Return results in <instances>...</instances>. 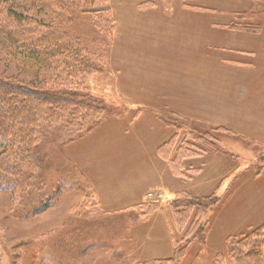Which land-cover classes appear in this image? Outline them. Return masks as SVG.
Masks as SVG:
<instances>
[{"label": "rangeland", "instance_id": "374dc122", "mask_svg": "<svg viewBox=\"0 0 264 264\" xmlns=\"http://www.w3.org/2000/svg\"><path fill=\"white\" fill-rule=\"evenodd\" d=\"M4 1L62 15L97 57L78 81L0 58V75L96 106L69 132L44 127L57 191L0 190V264H57L61 235L86 227L77 264H264L249 243L264 224V0ZM13 163L0 157V180Z\"/></svg>", "mask_w": 264, "mask_h": 264}, {"label": "trees", "instance_id": "16d2710c", "mask_svg": "<svg viewBox=\"0 0 264 264\" xmlns=\"http://www.w3.org/2000/svg\"><path fill=\"white\" fill-rule=\"evenodd\" d=\"M28 1L41 5L47 1V5H50L48 8H55L53 5L59 4L60 9L64 11L69 0ZM50 12V19L43 21L16 12L12 6L0 0V58L8 65L15 64L25 72L33 74L55 71L78 81L82 76L93 72L92 64L95 65L93 62L97 56L87 50L91 45L88 46L79 36L70 33V28L67 29L62 18L59 19L62 15ZM65 17L69 19V15ZM62 24L65 28L61 27ZM55 80L59 81L58 78ZM70 84L74 85L73 82ZM79 84H75L77 88ZM39 86L36 85V81L25 84L13 77L0 75V157L10 154L14 157L13 166L6 170L5 176L0 180L9 185L1 186L0 190L17 189L22 191V195L29 196L32 188L42 192L44 187H47L50 189L46 193L51 194L49 190H55V186H50L49 183L53 185V182H58L51 177L59 170L47 159V155L42 153L41 145L46 140L44 127L48 129L53 125L54 129L58 130L57 125H65L69 132L75 127L76 107L80 106L89 113L96 109L95 102L87 100L84 94L81 96L74 90L67 93L65 87L51 90ZM66 113L70 116V122H65ZM165 146L164 144L158 150ZM45 205L46 202L38 204L37 207L42 209ZM109 228L119 229V225L112 222ZM84 233L90 234L88 227L85 230L76 228L71 234L61 235L55 249L57 264L78 263L84 243L92 240V236L86 237L88 235ZM98 234L105 237L106 231L100 230ZM251 237H254V240L249 243L254 242L260 248L264 247V224L260 230H251ZM179 252L175 249V259ZM50 256L56 259L55 256ZM172 261L174 259H169L166 263L170 264ZM101 264H105V261Z\"/></svg>", "mask_w": 264, "mask_h": 264}]
</instances>
